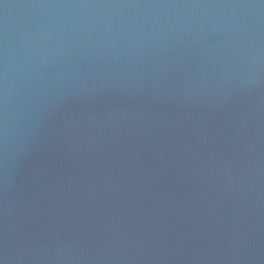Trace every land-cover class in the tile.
<instances>
[{"label":"water","instance_id":"95a60500","mask_svg":"<svg viewBox=\"0 0 264 264\" xmlns=\"http://www.w3.org/2000/svg\"><path fill=\"white\" fill-rule=\"evenodd\" d=\"M0 264H264V0H0Z\"/></svg>","mask_w":264,"mask_h":264}]
</instances>
